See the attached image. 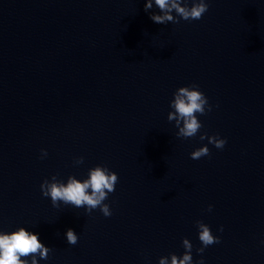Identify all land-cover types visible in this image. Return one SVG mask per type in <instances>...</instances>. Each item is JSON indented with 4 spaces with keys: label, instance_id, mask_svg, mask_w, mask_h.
<instances>
[{
    "label": "water",
    "instance_id": "1",
    "mask_svg": "<svg viewBox=\"0 0 264 264\" xmlns=\"http://www.w3.org/2000/svg\"><path fill=\"white\" fill-rule=\"evenodd\" d=\"M208 3L163 25L145 0H0V232L38 234V264H158L185 238L193 264H264V0ZM191 84L212 111L177 138L170 103ZM96 166L119 177L110 217L42 196ZM197 221L220 239L202 256Z\"/></svg>",
    "mask_w": 264,
    "mask_h": 264
},
{
    "label": "clouds",
    "instance_id": "2",
    "mask_svg": "<svg viewBox=\"0 0 264 264\" xmlns=\"http://www.w3.org/2000/svg\"><path fill=\"white\" fill-rule=\"evenodd\" d=\"M188 3L189 0H145L144 10L149 12L155 5L159 14H151L150 19L156 24L163 25L178 24L180 19L184 21L200 20L209 10L208 0H191V7L188 6ZM173 95L170 108L174 111L169 112L168 121H175V127L178 129L177 138L195 137L202 128V124L197 118L198 115H206L207 112H211L212 106L209 105L205 95L199 91L197 84L181 87ZM206 138L208 143L213 144L217 149H223L227 143L218 135L208 137L205 133V135L200 136L201 140ZM209 155V148L204 146L193 151L190 158L199 160ZM46 156L47 152L41 150V158ZM83 162V157L75 160L77 165ZM118 182L119 177L115 172L110 171L106 166H96L89 170L88 178L83 181L74 176H69L65 184L53 176L51 181L46 179L40 185V189L43 197L50 198L53 207H59L60 202H62L64 205H71L77 209L84 208L88 215L99 208L105 217H110L112 212L109 205L105 204L104 201L107 200L110 193L115 191ZM211 210L212 206L210 205L208 211ZM196 226L199 232V241L203 245L196 249V252L202 256L205 248L219 244L220 239L213 236L210 227L203 222L197 221ZM220 231L222 232L223 228ZM66 239L71 246H75L78 242V236L73 229L66 231ZM182 246L185 249L182 256L178 257L171 254L170 258H160L158 264H193L191 254L193 245L185 238L182 240ZM50 251L51 249L40 241L38 234L27 231L23 227L10 234L0 232V264H38L37 256L46 260ZM196 264H205V262L200 259Z\"/></svg>",
    "mask_w": 264,
    "mask_h": 264
}]
</instances>
